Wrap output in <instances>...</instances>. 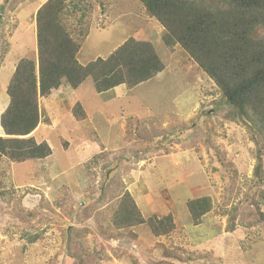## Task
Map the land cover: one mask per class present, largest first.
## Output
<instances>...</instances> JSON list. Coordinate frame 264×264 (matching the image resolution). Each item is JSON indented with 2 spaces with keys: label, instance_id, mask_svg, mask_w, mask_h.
Wrapping results in <instances>:
<instances>
[{
  "label": "rangeland",
  "instance_id": "obj_1",
  "mask_svg": "<svg viewBox=\"0 0 264 264\" xmlns=\"http://www.w3.org/2000/svg\"><path fill=\"white\" fill-rule=\"evenodd\" d=\"M47 1L0 0V117L19 61L38 60L36 14ZM66 4L72 38L88 32L82 65L135 39L153 45L164 70L134 88L98 93L89 78L39 97L29 137L52 154L0 160V264H264L263 133L224 116L221 89L165 44L139 0ZM126 192L145 224L115 217ZM202 198L211 209L196 219L189 204ZM169 218L173 229L154 236L149 222Z\"/></svg>",
  "mask_w": 264,
  "mask_h": 264
},
{
  "label": "trees",
  "instance_id": "obj_2",
  "mask_svg": "<svg viewBox=\"0 0 264 264\" xmlns=\"http://www.w3.org/2000/svg\"><path fill=\"white\" fill-rule=\"evenodd\" d=\"M68 0H49L36 14L38 60L21 59L8 86L10 102L0 117V160L21 164L52 154L46 142L29 135L41 122L39 97H47L63 83L78 88L92 78L98 93L127 84L134 88L164 70L149 42L129 39L108 58L82 65L81 42L72 38L63 22ZM164 27L166 45L179 44L213 79L226 100L224 116L247 120L264 135V0H139ZM81 115L78 117L81 119ZM261 162L255 170L259 175ZM3 192H0L2 194ZM264 206V192H262ZM210 199L189 204L196 219L210 211ZM63 207L62 203H59ZM124 226L145 224L128 192L116 212ZM149 225L154 236H165L173 222L160 219ZM71 238L67 247L70 257ZM80 258V257H79ZM80 263H83L80 258Z\"/></svg>",
  "mask_w": 264,
  "mask_h": 264
}]
</instances>
